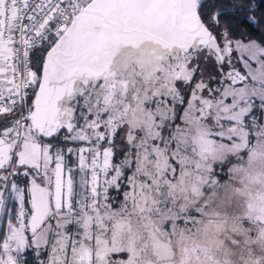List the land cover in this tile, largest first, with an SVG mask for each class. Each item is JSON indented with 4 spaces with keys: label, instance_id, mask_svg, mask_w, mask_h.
Masks as SVG:
<instances>
[{
    "label": "snow or ice",
    "instance_id": "1",
    "mask_svg": "<svg viewBox=\"0 0 264 264\" xmlns=\"http://www.w3.org/2000/svg\"><path fill=\"white\" fill-rule=\"evenodd\" d=\"M259 7L0 0V264H227L233 166L264 156Z\"/></svg>",
    "mask_w": 264,
    "mask_h": 264
},
{
    "label": "clouds",
    "instance_id": "2",
    "mask_svg": "<svg viewBox=\"0 0 264 264\" xmlns=\"http://www.w3.org/2000/svg\"><path fill=\"white\" fill-rule=\"evenodd\" d=\"M259 145H264V137L253 141V151ZM233 172L235 184L243 194L239 196L240 215L252 227L244 230L240 248L226 247L227 264H264V156L253 158L249 152L242 162L234 164Z\"/></svg>",
    "mask_w": 264,
    "mask_h": 264
},
{
    "label": "trees",
    "instance_id": "3",
    "mask_svg": "<svg viewBox=\"0 0 264 264\" xmlns=\"http://www.w3.org/2000/svg\"><path fill=\"white\" fill-rule=\"evenodd\" d=\"M257 2L260 4V7L257 11V16H260V17H264V0H257ZM239 27L242 29V30H246L248 31L249 33H251L252 35H257L258 33L255 31V29L251 26V25H248V24H241L239 25ZM262 29H264V24H262L260 26Z\"/></svg>",
    "mask_w": 264,
    "mask_h": 264
}]
</instances>
